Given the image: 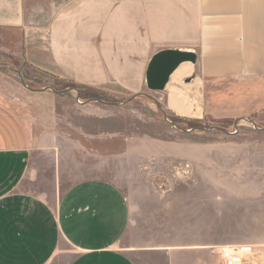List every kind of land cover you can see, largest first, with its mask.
<instances>
[{
	"label": "crops",
	"instance_id": "0c3cea01",
	"mask_svg": "<svg viewBox=\"0 0 264 264\" xmlns=\"http://www.w3.org/2000/svg\"><path fill=\"white\" fill-rule=\"evenodd\" d=\"M0 29L19 34L9 54L22 69L108 91L114 76L136 85L157 50L192 49L202 79L235 80L245 114L264 112V0H0ZM3 93L0 264H220L215 247L230 244L255 248L248 264L264 255V141L243 144L263 162L220 188L206 179L214 169L176 189L66 183L64 130L112 140L109 105L73 103L65 119Z\"/></svg>",
	"mask_w": 264,
	"mask_h": 264
},
{
	"label": "rangeland",
	"instance_id": "374dc122",
	"mask_svg": "<svg viewBox=\"0 0 264 264\" xmlns=\"http://www.w3.org/2000/svg\"><path fill=\"white\" fill-rule=\"evenodd\" d=\"M19 44L17 32L0 29V88L7 96L5 99L17 97L22 102H28V107L35 113L50 108L54 114H60L65 119L75 117L74 105L70 104L78 105L77 98L82 102L102 100L114 103L108 108L112 140L79 137L75 131L64 130L61 145L67 147L65 152H70H64L62 161L66 165L67 155L71 160L70 175L65 173L64 177L66 183L100 175L115 178V183L126 193L147 187L176 189L191 185L193 177L198 180L194 169H214L215 176L206 179L220 188L240 180V175H230L231 169L263 162L259 153L243 144L252 146L254 141H264V112L259 115L245 114L241 107L244 96L235 86V80L202 79L198 67L187 62L186 74L176 80L169 79L162 91L148 90L144 76L129 77L136 85L126 87L120 86L117 76H114L109 83V91L93 89L68 81L51 80L38 71L22 69L19 55L9 54L12 46L19 47ZM21 80L29 88L39 90L28 89ZM196 80L200 82V95H191L188 102L196 108L195 111H200V116L172 111L168 106L172 92H181ZM142 92L154 100L142 95L123 103L131 95ZM74 150L80 153H72ZM209 153L215 154L214 160L208 161ZM192 155L198 156V159ZM203 180L200 179V185ZM256 262L264 264V255L250 260L251 264Z\"/></svg>",
	"mask_w": 264,
	"mask_h": 264
},
{
	"label": "water",
	"instance_id": "95a60500",
	"mask_svg": "<svg viewBox=\"0 0 264 264\" xmlns=\"http://www.w3.org/2000/svg\"><path fill=\"white\" fill-rule=\"evenodd\" d=\"M197 59V55L195 51L192 49L182 50L178 48H161L157 50L154 54H152L147 62V66L144 73V81L146 83V87L148 90L152 92L162 91L165 89L166 85L169 83V78L172 75V73L182 64L190 62L191 64H195ZM20 76V73H19ZM21 79V78H20ZM22 84L24 82L21 80ZM28 89L30 90H39V89H31L26 84H24ZM148 96L152 100L154 98L146 93H135L131 95L126 101L123 103H126L127 101L138 97V96ZM101 103L110 105L111 103L105 102L102 100H97ZM76 102L78 104L84 103L76 99ZM114 104V103H113ZM117 104V103H115ZM242 120L249 121L246 118H243Z\"/></svg>",
	"mask_w": 264,
	"mask_h": 264
},
{
	"label": "bare ground",
	"instance_id": "6f19581e",
	"mask_svg": "<svg viewBox=\"0 0 264 264\" xmlns=\"http://www.w3.org/2000/svg\"><path fill=\"white\" fill-rule=\"evenodd\" d=\"M188 70V64L186 63H182L170 76L169 79H178L182 76H184V74H186ZM200 86V82L198 80H196L193 84H189L188 86L185 87V90H182L181 92H172L173 95L169 98L168 100V106L172 111H176L178 113L181 114H185V115H193L196 117L200 116V111H195V109L192 107V103L188 102V98L191 97V95L193 96H199V92H198V87ZM193 98V97H192ZM195 98V97H194ZM191 99V98H190ZM200 100V99H199ZM190 101V100H189ZM196 101V100H195ZM198 103V101H197ZM194 106V105H193ZM195 107V106H194ZM200 109V108H198Z\"/></svg>",
	"mask_w": 264,
	"mask_h": 264
},
{
	"label": "built area",
	"instance_id": "2783aa9c",
	"mask_svg": "<svg viewBox=\"0 0 264 264\" xmlns=\"http://www.w3.org/2000/svg\"><path fill=\"white\" fill-rule=\"evenodd\" d=\"M219 254L220 264H248L255 248L250 244H230L215 247Z\"/></svg>",
	"mask_w": 264,
	"mask_h": 264
}]
</instances>
